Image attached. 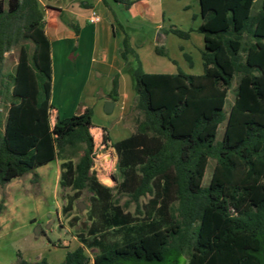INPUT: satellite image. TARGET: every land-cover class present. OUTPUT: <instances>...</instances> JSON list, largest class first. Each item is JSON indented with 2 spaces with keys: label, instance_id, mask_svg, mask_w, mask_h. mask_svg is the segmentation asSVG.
Instances as JSON below:
<instances>
[{
  "label": "trees",
  "instance_id": "obj_1",
  "mask_svg": "<svg viewBox=\"0 0 264 264\" xmlns=\"http://www.w3.org/2000/svg\"><path fill=\"white\" fill-rule=\"evenodd\" d=\"M115 1L125 8L134 2ZM256 1L198 0V74L179 66L146 72L124 33L119 54L136 62L130 110L137 114L133 131L109 143L120 177L109 186L91 170L92 107L57 113L51 123L44 8L39 0H0V215L8 182L26 173L37 182L36 168L57 160L58 191L70 190L61 212L78 243L62 246L59 264H264V0ZM190 31L168 30L183 39ZM14 48L13 70L3 71L5 53ZM116 78L107 95L112 101ZM109 140L105 132L103 142ZM210 159L212 174L203 185ZM84 192L88 205L77 213ZM13 264L50 263L29 261L16 250Z\"/></svg>",
  "mask_w": 264,
  "mask_h": 264
},
{
  "label": "crops",
  "instance_id": "obj_2",
  "mask_svg": "<svg viewBox=\"0 0 264 264\" xmlns=\"http://www.w3.org/2000/svg\"><path fill=\"white\" fill-rule=\"evenodd\" d=\"M133 1L128 8H125L122 3L115 0H39L44 8L45 33L51 43V96L56 77L54 57L57 55L61 59L57 73L59 80L62 79L60 91L66 95L67 89L71 87L67 80L77 78L78 73L83 71L75 89L78 90L81 99H87L88 103L85 105L92 107L95 104L94 100L98 97L107 100V95L112 90V79L116 76L117 100L113 101V109L119 104L120 117H122L121 115L125 114L128 108L130 109L131 98L135 97L132 70L136 64L132 54L127 55L128 62L120 57L119 50L124 33L129 35L132 47L146 72L171 73L176 71L177 66L194 74L202 71L199 52L203 48V36L195 30L200 24L199 2L197 13L191 8L193 5L190 3L193 0H153V3L151 0ZM92 8L100 15V20L96 23L88 21ZM62 16L64 18L60 19ZM171 27L181 30L191 29L189 38H179L168 32ZM156 47L164 49L165 54H158ZM194 50L197 52V57L193 54ZM70 54L73 57L72 68L68 59ZM15 63L16 61L14 65ZM193 69L196 72H193ZM64 77L67 79L64 80ZM51 103L53 104L52 97ZM51 110H54L55 114H60L59 109L55 107ZM92 128H99V135L101 130L105 129L104 132L110 138L105 127L93 126ZM118 128L120 133L125 131V136L132 132L124 122ZM110 141L115 140L110 138L107 143ZM53 163L54 166L51 167ZM36 171L40 177L41 198L44 199L50 191L48 196L53 201L58 191V161L52 160L37 167ZM20 179L21 177L12 179L5 187L8 200L0 215V255L4 253L5 241L14 242L28 236L33 226L37 223L42 225L43 220H47L27 219L31 214H24V209L28 205L32 207V196L25 194V188L20 185ZM48 186L51 187L50 190H47ZM46 207L50 208L42 201L36 205L37 211L44 215L48 212ZM48 243L56 246L52 242ZM69 245L65 246L69 247ZM22 254L25 259L34 261L24 252ZM15 261L14 251L9 262L0 258V264H13ZM89 264H92V260Z\"/></svg>",
  "mask_w": 264,
  "mask_h": 264
},
{
  "label": "rangeland",
  "instance_id": "obj_3",
  "mask_svg": "<svg viewBox=\"0 0 264 264\" xmlns=\"http://www.w3.org/2000/svg\"><path fill=\"white\" fill-rule=\"evenodd\" d=\"M153 3V0H151ZM190 4L193 6V10L195 12L197 11L198 13V1L193 0ZM259 4V0L256 1V5ZM64 16H62L60 19H63ZM17 53L18 50L14 48L13 50L6 52L5 53V59L3 63V71L10 72L13 70L14 67V62L16 61L17 58ZM193 54L195 57H197V52L194 50ZM54 62H55V80H54V91H52V99H53V106L60 111V115L62 116H68L73 113L78 112L79 108L82 105H85L88 103L87 99H81L80 95L78 94V90L75 89V86L79 81L81 80L82 72L78 73L77 78H70V80H67L71 84V87L67 89V94L64 95L60 91V84L62 82V79L59 80V77L57 76V73L59 72V67L61 65V59L55 55L54 57ZM69 59V64L70 67L72 68L73 65V57L70 54L68 56ZM200 61V60H199ZM201 65V62H200ZM201 67V66H200ZM195 69H193V72ZM67 77H64V80H66ZM235 83H233L232 88L228 91L227 94V102L225 104V111L227 112L229 109L230 104L233 101V90H234ZM134 98H131V102H133ZM64 101V102H63ZM106 99L102 97H98V99L94 100L95 104L92 106V117H91V122L93 126H98V127H105L106 130L110 134V138L112 140H117L118 138H121L125 136V131L120 133V129L118 128L119 125H121L122 122L128 126V129L130 131H133L134 129V119L135 115L137 112L135 110H130L128 108V111L121 115L120 117V106L119 104L114 107V109L111 112H105L103 107ZM130 101V100H129ZM64 103V104H63ZM64 107V109H63ZM50 120L51 123L55 121V111L51 110L50 111ZM122 118V119H121ZM224 124L225 121L222 122L217 131L216 139H220L223 134V129H224ZM105 130V129H104ZM104 130H101V136H98V138L94 135V133L91 131L90 132L93 136V141H94V154H93V162H92V167L91 170H94L96 173L97 178L104 184L113 186L116 183L119 182L120 177L116 171L115 168V162H116V154L114 152V149L109 145V143H104L103 142V135H104ZM100 137V138H99ZM107 160V161H106ZM42 166V165H41ZM54 166V163L51 164V167ZM214 166V160L210 159L208 166L205 170V174L203 177L202 184L207 185L211 174H212V169ZM37 169V168H36ZM104 173V174H103ZM104 175V176H103ZM31 177L32 174H26L25 176L21 177V183L20 185L25 188V194L28 196H32V207L30 205L27 206L24 214H31V216L27 219H47L43 220V224H38L33 226L30 230V234L25 237H21L18 240H15L14 242L12 240H7L4 242V249H3V254L0 255L1 260L5 262H9L10 258H12V252L14 251V254L16 255V250H21L24 252V254L31 258V260H36L37 258L45 257L47 258V261L50 264H59L65 254L66 248L62 247L65 246L66 244H70L68 249H73L77 246V240L71 233V229L67 225V219H69L67 216H65L61 212V206L63 204V198L66 193H70V190L65 188V189H60L59 191L56 192V198L53 199L49 197L50 191H48L47 196H44V199L41 198L42 191H41V186H40V179L37 182H31ZM102 177H106L108 179V182L102 181ZM19 178V177H18ZM110 181V182H109ZM6 187V185H5ZM4 187V191L6 193V202L8 200V193L6 192V189ZM51 187L48 186L47 190H50ZM46 193V192H45ZM114 197L116 196L114 191H113ZM86 193L84 192L81 197L76 201V202H82L84 204L83 209L77 210V213H82L85 208L88 205L87 202V197ZM0 197H1V188H0ZM147 198H143L142 201H146ZM125 200V197L121 198L119 201L120 204H122ZM39 201L45 202L47 206L50 208L46 207L48 212L44 214H40L39 210L37 211L36 205L39 203ZM6 207V203H5ZM134 205H131L129 207V210L133 211ZM72 214L74 212H71ZM80 219H84V215L81 216ZM74 237V238H73ZM48 242H52L56 246H52ZM65 244V245H64ZM88 255L92 254L91 250L87 251Z\"/></svg>",
  "mask_w": 264,
  "mask_h": 264
},
{
  "label": "water",
  "instance_id": "obj_4",
  "mask_svg": "<svg viewBox=\"0 0 264 264\" xmlns=\"http://www.w3.org/2000/svg\"><path fill=\"white\" fill-rule=\"evenodd\" d=\"M113 106H114V102H113L112 100L107 99V100L105 101V103H104V107H103V109H104L105 112H111L112 109H113ZM76 207H77L79 210H81V209H83L84 204H83L82 202L79 201V202L76 203Z\"/></svg>",
  "mask_w": 264,
  "mask_h": 264
},
{
  "label": "built area",
  "instance_id": "obj_5",
  "mask_svg": "<svg viewBox=\"0 0 264 264\" xmlns=\"http://www.w3.org/2000/svg\"><path fill=\"white\" fill-rule=\"evenodd\" d=\"M100 20V15H99V13L95 10V9H91L90 10V14H89V16H88V21L90 22V23H96V22H98Z\"/></svg>",
  "mask_w": 264,
  "mask_h": 264
},
{
  "label": "bare ground",
  "instance_id": "obj_6",
  "mask_svg": "<svg viewBox=\"0 0 264 264\" xmlns=\"http://www.w3.org/2000/svg\"><path fill=\"white\" fill-rule=\"evenodd\" d=\"M99 128H91V131L94 133V135L98 138L99 135ZM100 138V137H99ZM107 161V160H106ZM104 174V173H103ZM104 176V175H103ZM102 181L108 182V179L106 177H102ZM110 182V181H109Z\"/></svg>",
  "mask_w": 264,
  "mask_h": 264
}]
</instances>
